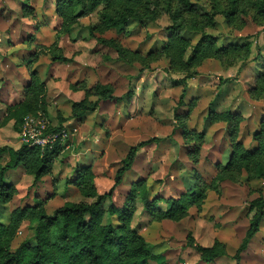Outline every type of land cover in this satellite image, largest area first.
Wrapping results in <instances>:
<instances>
[{
	"label": "rangeland",
	"instance_id": "rangeland-1",
	"mask_svg": "<svg viewBox=\"0 0 264 264\" xmlns=\"http://www.w3.org/2000/svg\"><path fill=\"white\" fill-rule=\"evenodd\" d=\"M15 1L17 3L13 4L10 0H0V147L19 149L29 140H34L31 145L46 143L43 130L59 127L61 119L70 118L73 102L83 98V92L71 90L74 83L85 84L86 90H92L97 83H108L114 87L116 97L124 98L102 102L95 111H89L85 120H70L64 124L61 136L57 134L60 137L50 141V147L58 140L62 146L52 175L34 184V177L28 176L22 167L7 174L18 193L9 203L0 205L2 226L9 225L16 209L35 205L36 199L44 201L49 214L66 202L95 201L67 183L73 169L81 163H93L95 184L98 192L103 194L114 186L117 169L130 147L153 137L162 140L140 150L133 169L115 188L112 200H107L105 207L122 206L131 183L141 179L148 180L152 195L158 193L166 198L179 197L193 186L197 173L209 183L214 164L221 159L228 160L232 149L227 124L209 125V120L205 121L212 109L210 101L223 89L226 97L221 106H234L243 117L239 140L246 147L257 144L253 131H259L264 121L261 122L264 118V81H261L264 73V9L258 2L264 0H242L231 22L225 14L237 0H142L143 3L132 12L136 16L130 17L123 32L114 29L104 34L95 32L94 36L89 27L98 22L97 13L81 18L68 33L59 34L61 20L56 14V0ZM8 3L12 7L8 8ZM24 3L34 14H26ZM210 18L214 21L211 26ZM176 23L183 26L181 35L193 44L200 41L204 32L216 38L220 47L244 46L242 55L238 59H205L195 68L196 76L184 84L182 80L187 73L171 70L167 57L160 56L158 61L147 59L149 53L167 40L166 29ZM104 40L118 44L124 54ZM55 42L60 48L51 53L48 47ZM32 44L39 57L31 67L38 71L41 80L48 81L47 111L27 114L17 129L15 120L6 123L4 117L8 105L24 98L23 90L31 78L28 70L22 74L20 69L23 65L26 67L29 60L22 63L23 55L31 52L23 53L22 50L28 51ZM61 53L73 60H53L54 54ZM133 53L138 56H132ZM247 65L250 66L245 68ZM257 85L260 86L258 93L255 92ZM191 89H196V96L191 100L195 106L190 105L188 109L181 106L180 100L184 91V100H187ZM129 91L133 92L132 97L127 96ZM96 99L95 96L92 101ZM190 112L189 127L205 135L199 164L181 148L184 139L179 125ZM174 129L179 130L174 132ZM92 149L94 157L90 155ZM6 159L7 154L3 161ZM236 177L238 181L221 183L219 192L210 187L202 208L193 207L190 215L180 222L165 220L153 224L140 207L132 220V228L142 231L155 248L166 252L167 262L163 264H204L199 254L187 246L189 233L202 245L221 238L234 255L250 223L247 218L250 203L259 196L264 197V176L249 175L245 171ZM36 227L34 222L23 221L11 241V249L17 250L23 243L36 245ZM58 233L56 229L54 238ZM259 235L242 264H264V222ZM212 264H235V261L229 259Z\"/></svg>",
	"mask_w": 264,
	"mask_h": 264
},
{
	"label": "trees",
	"instance_id": "trees-1",
	"mask_svg": "<svg viewBox=\"0 0 264 264\" xmlns=\"http://www.w3.org/2000/svg\"><path fill=\"white\" fill-rule=\"evenodd\" d=\"M242 2V0H237L233 4V8L225 14L229 22L233 21ZM142 3V0H56V14L61 20L59 34L68 33L72 26L79 23L81 18L93 13H97L98 22L95 25H90L91 35L94 36L95 32L104 34L114 29L123 32L130 17L136 16L135 13H132L135 7ZM258 4L260 8L264 9V1L258 2ZM23 8L27 15L34 14V11L29 10L30 6L27 3L23 4ZM192 11L196 10L192 8ZM209 20L211 26L214 21L212 18ZM182 27L176 23L167 28V40L156 51L149 53L147 59L158 61L162 56L167 57L171 70L187 73V76L182 80L184 84H187L189 78L196 76L195 68L205 59H223V57L238 59L242 55L241 51L244 46L220 47L216 38L204 32L200 41L193 44L181 35ZM104 42L124 54V50L118 44L105 40ZM43 48H49L53 53L60 47L55 42L48 48L46 46ZM131 55L138 56L137 53ZM38 57L39 52L31 54L26 64L31 79L23 90V100L8 105L6 110L4 121L7 123L10 120H15L17 129L23 124V118L27 114H35L39 110L47 111V83L41 80L38 71L31 67ZM53 60L71 62L73 59L61 53L54 54ZM261 81H264V73L261 75ZM78 87L81 86L78 84L73 86L74 89ZM92 90H86V97L83 100L73 102L70 118L61 119L59 127H47L43 130V136L61 135L65 122L75 118L81 120L87 112L95 111L101 100L121 101L124 98V96L116 97L115 89L110 84L97 83ZM259 90L260 86L257 85L255 92L258 93ZM133 95L132 91L127 93L128 97ZM95 96L97 99L92 101ZM185 96L186 92L184 91L180 100L181 106H187L188 109L190 105L195 106V103L192 104V102L185 103ZM178 114L176 115L179 119L180 114ZM190 114L191 112L186 118L181 119L179 128L182 130L184 143L190 147L188 155L197 164L202 145L205 142V135L203 132L189 127ZM209 118L214 123H229L232 147L229 162L217 166V174L209 183L197 173L196 183L189 191L182 193L179 197L166 198L161 195L152 196L147 180L141 179L130 185L122 206L111 204L105 207L104 203L107 200H112L115 188L123 183L124 176L132 169L139 151L152 142L161 141L162 139L159 137L141 141L130 147L122 165L117 169L114 186L103 194L98 192L95 184L96 173L93 166H76L72 175L67 178V183L74 185L84 197L93 198L95 201L66 202L52 214L46 211L42 199H36L35 205L16 209L8 226L4 227L0 224V264H153L158 256L152 252L151 244L138 230L132 228V220L140 207L154 221L169 219L178 222L188 215L191 207L202 208L210 187H215V190L218 191L222 182L226 180L238 181L239 178L236 176L240 177L245 171L249 175L264 176V121L261 129L253 135L257 142V148L250 150L238 140L240 124L243 119L240 114L223 108L216 111L211 110ZM176 131L177 129H174V132ZM31 144L32 141H25L19 149L9 146L0 147V205L9 203L18 193L15 184L7 179L9 172L22 167L27 175L34 177V184L40 182L44 177L52 175L54 162L62 152L59 140L53 147H50V143H46L44 146ZM5 154L8 155V159L3 161ZM88 216L90 219H87ZM247 217L250 222L249 228L232 257L236 264H242V253L261 230V223L264 220L263 196H259L250 203ZM25 220L37 224L35 231L37 244L25 245L23 243L13 251L11 241L18 227ZM56 229L59 233L54 238ZM3 234H5L4 237H2ZM187 246L193 248L201 260L207 264L221 256L228 255L224 243L216 240L212 246H204L197 242L192 233L187 236Z\"/></svg>",
	"mask_w": 264,
	"mask_h": 264
},
{
	"label": "crops",
	"instance_id": "crops-1",
	"mask_svg": "<svg viewBox=\"0 0 264 264\" xmlns=\"http://www.w3.org/2000/svg\"><path fill=\"white\" fill-rule=\"evenodd\" d=\"M2 1V0H1ZM10 2H13V4H15V3H17L15 0H10ZM15 2V3H14ZM6 6H8V8H10V7H12V4H10V3H8ZM26 18V17H25ZM30 26V25H29ZM31 40H33L32 38H30V41ZM39 40V39H38ZM36 41H37V39H36ZM34 42H35V40H34ZM33 47V48H32ZM22 52L24 53V52H31V53H28L27 55H23V58H24V62H22V63H25L26 62V60L27 59H29V57H28V55L29 54H33V53H36V52H38V51H36V48L34 47V45L32 44V46L29 48V50L28 51H23L22 50ZM248 66H250V65H247L245 68H247ZM244 68V69H245ZM23 71H26L27 72V68L23 65V67L20 69V73L22 72V74H23ZM21 74V75H22ZM39 76H40V74H39ZM41 78V77H40ZM44 81H46V83L48 82L47 81V79H45ZM78 83H74L72 86H74V85H77ZM106 84H108V83H106ZM79 85V84H78ZM71 86V90L73 91V92H83L84 93V95H83V98H81L80 100H78V101H81V100H83L85 97H86V90H85V88H87V86L84 84V86H81V85H79V86H81V87H78L77 89H74L73 87ZM222 89V88H221ZM220 89V90H221ZM191 91H193L192 93H191ZM196 91V89H191V90H189V95L188 96H190V97H186L187 98V100H185V103H187V104H189V103H191L192 101V99L196 96L195 94H194V92ZM224 92V89L223 90H221L220 92H217V95H216V97H215V99L214 100H212V101H210V105H211V110H220V109H223V108H228V109H230L233 113H235V114H238L239 113V111L238 110H236V108L234 107V106H231V105H227V106H225V105H223V107L221 106L222 104H224V102L222 101L225 97H226V95H225V93H223ZM47 93H48V89H47ZM78 101H74V102H78ZM108 102V100H101L100 101V104H99V106L98 107H100V105L102 104V102ZM191 101V102H190ZM73 105V104H72ZM229 106V107H228ZM71 109H72V106H71ZM6 110H7V108H6ZM210 110V111H211ZM193 111V110H192ZM89 113H91V112H87L83 117H82V119L83 120H85V117H86V115H88ZM93 113V112H92ZM72 115V114H71ZM82 119L80 120V119H70V120H78V121H82ZM70 120H68L67 122H70ZM209 120V125L210 124H212V123H214V122H212L211 121V119L209 118V113L207 114V117H206V120L205 121H208ZM264 120V118L261 120V122ZM67 122H65V123H67ZM64 123V124H65ZM222 123H225V124H227V135H229V129H230V126H229V123H227V122H222ZM216 125V124H215ZM240 127H241V124H240ZM179 129H177V131H178ZM256 132H258V129H256L255 131H253V135L256 133ZM181 136H182V132H181V134H180ZM183 137V136H182ZM238 140H239V138H238ZM240 141V140H239ZM242 142V141H241ZM153 143V142H152ZM243 144H244V142H242ZM150 145V144H149ZM149 145H147V146H149ZM245 145V144H244ZM252 146V145H251ZM246 147V146H245ZM181 148H184V150H186L187 152V154L186 155H188V151H189V146L188 145H186L185 143H184V141H183V145L181 144ZM247 149H250V150H253V149H255V148H257V144L255 143V145H253L252 147H246ZM201 150H203V145H202V148H201ZM140 152V151H139ZM231 152H232V149L229 151V155H228V160L226 159V160H223V159H221V161H217L215 164H214V167H213V171H212V173H210V175L212 176V178H211V180L216 176V174H217V165H219L221 162H222V164H227L228 162H229V160H230V158H231ZM200 153H201V151H200ZM139 154V153H138ZM138 154H137V156H138ZM90 155H92L93 157L95 156V151H93V149L90 151ZM137 156H136V159H137ZM100 157V156H99ZM135 162H136V160H135ZM135 162H134V164H135ZM199 163H200V161H199ZM198 163V164H199ZM93 163H81V164H78L77 166H93L92 165ZM202 165H204V164H202ZM213 165V164H212ZM134 166V165H133ZM132 169H133V167H132ZM131 169V170H132ZM131 170H129L128 172H130ZM127 172V173H128ZM211 172V171H210ZM126 173V174H127ZM215 175V176H214ZM28 176H31V175H28ZM135 182V181H134ZM147 182H148V180H147ZM225 182V181H224ZM133 183V182H132ZM131 183V184H132ZM223 183V182H222ZM195 185V184H194ZM193 185V186H194ZM193 186H190L186 191H184V192H182V193H185V192H187V191H189ZM181 193V194H182ZM152 194V193H151ZM180 194V195H181ZM155 195H160V194H155ZM179 195V196H180ZM152 196H154V195H152ZM209 196V195H208ZM208 196H207V198H208ZM172 197H174V196H172ZM193 207H196V206H193ZM193 207H191L190 208V210H189V213H188V215L185 217V218H187L189 215H190V211H191V209L193 208ZM197 208V207H196ZM139 210V209H138ZM137 210V211H138ZM200 210V209H199ZM249 210V209H248ZM137 213V212H136ZM248 213V212H247ZM145 214V213H144ZM147 214H145V217H147L146 216ZM184 218V219H185ZM248 218V217H247ZM148 219H149V221L150 222H152L153 224L154 223H160V222H162V221H165V220H169V219H165V220H162V221H154L150 216H148ZM184 219H182V220H184ZM181 220V221H182ZM169 221H172V220H169ZM172 222H176V221H172ZM178 222H180V221H178ZM263 222H264V220L262 221V223H261V229H262V224H263ZM249 225H250V223H249ZM248 228H249V226H248ZM248 228H247V230H248ZM247 230H246V232H247ZM246 232H245V234H246ZM139 233L146 239V241H148L150 244H151V250H152V252L155 254V255H157L158 256V259L156 260V261H154V262H156V264H163V262L165 261V262H167V260H166V252H164V251H160V249H157V248H155V245L154 244H152L150 241H149V239H147L144 235H143V233H142V231H139ZM259 234H261V230H260V232L251 240V242H250V244H249V246H248V248L242 253V261H243V259H244V256H245V254L247 253V252H250V250H251V248H252V244H253V242H255L256 240H257V238H258V236H260ZM245 236V235H244ZM218 241H220V242H222V243H224L225 245H226V248H227V252H228V255H226V256H221V257H219V258H217L215 261H223V260H229V259H231V260H233V258H232V256L233 255H231V251H229V248H228V243L225 241V240H223V239H218ZM216 241H214L212 244H205L204 246H212L214 243H215ZM240 243L241 242H239V246H240ZM239 246H238V248H239ZM237 248V249H238ZM237 249H236V251H237ZM236 251H235V253H236ZM230 253V254H229ZM234 253V254H235ZM201 259V258H200ZM204 264H207L206 262H204L203 260H201ZM214 261V262H215ZM234 261V260H233ZM214 262H212V263H214ZM212 263H209V264H212ZM235 264H236V262H235Z\"/></svg>",
	"mask_w": 264,
	"mask_h": 264
},
{
	"label": "built area",
	"instance_id": "built-area-1",
	"mask_svg": "<svg viewBox=\"0 0 264 264\" xmlns=\"http://www.w3.org/2000/svg\"><path fill=\"white\" fill-rule=\"evenodd\" d=\"M56 135H57V134H52V135L44 136V142H46V143H50V141L53 142V140H57V138H58V136H59L60 134L57 135V136H56ZM60 136H61V135H60ZM60 136H59V137H60ZM27 142H30V140L27 141ZM32 142L34 143V140H32ZM46 143H43L42 146L45 145ZM39 145H41V144H39Z\"/></svg>",
	"mask_w": 264,
	"mask_h": 264
}]
</instances>
